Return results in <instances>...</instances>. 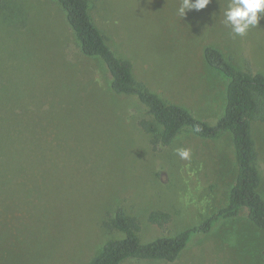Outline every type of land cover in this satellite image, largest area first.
Wrapping results in <instances>:
<instances>
[{
  "label": "rangeland",
  "instance_id": "374dc122",
  "mask_svg": "<svg viewBox=\"0 0 264 264\" xmlns=\"http://www.w3.org/2000/svg\"><path fill=\"white\" fill-rule=\"evenodd\" d=\"M0 2V264H85L122 236L107 223L119 205L146 242L227 203L236 174L228 132L209 139L182 130L154 146L140 124L151 121L145 106L111 90L106 66L81 52L55 0ZM88 3L133 77L196 118L214 123L225 105L226 82L205 63V45L238 69L264 73V15L235 35L224 22L228 0L183 17V0ZM251 133L264 198V121H253ZM181 148L188 159L177 155ZM154 210L169 220L150 222ZM263 248L264 232L242 215L192 237L173 261L122 264H263Z\"/></svg>",
  "mask_w": 264,
  "mask_h": 264
},
{
  "label": "trees",
  "instance_id": "16d2710c",
  "mask_svg": "<svg viewBox=\"0 0 264 264\" xmlns=\"http://www.w3.org/2000/svg\"><path fill=\"white\" fill-rule=\"evenodd\" d=\"M55 1L64 11L81 52L85 56L99 58L106 66L110 74L111 90L119 95H134L145 106L151 121L143 118L140 124L147 132H152L151 143L154 146L169 145L182 130H190L199 137L209 139L228 132L236 163L235 179L229 190L227 203L200 223L174 235L141 241L137 233L139 225L136 218L128 215L121 205L117 206L107 223L120 231L122 236L105 241L85 264H122L129 259L173 261L192 237L209 233L219 220L225 218L245 215L254 226L264 232V198L258 192L261 178L251 133L253 121H264V73L238 69L219 48L205 45L202 50L205 63L226 82L223 113L214 123H209L196 118L180 104L166 102L133 77L130 61L114 52L107 37L94 23L89 13L88 0ZM0 6L4 4L0 2ZM23 21L21 19L18 24ZM169 218V213L161 210L148 214V220L158 225L167 222ZM261 259L264 264V248Z\"/></svg>",
  "mask_w": 264,
  "mask_h": 264
},
{
  "label": "clouds",
  "instance_id": "9594fccd",
  "mask_svg": "<svg viewBox=\"0 0 264 264\" xmlns=\"http://www.w3.org/2000/svg\"><path fill=\"white\" fill-rule=\"evenodd\" d=\"M209 3L210 0H183L178 12L183 17L186 10L204 9ZM260 15H264V0H228L224 22L235 35L243 36L250 27L258 25ZM196 130L199 131L198 128ZM176 152L181 159L190 157L188 149H176Z\"/></svg>",
  "mask_w": 264,
  "mask_h": 264
}]
</instances>
